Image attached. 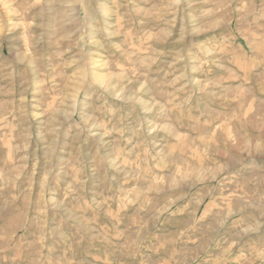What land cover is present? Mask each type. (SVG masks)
<instances>
[{
  "label": "rangeland",
  "instance_id": "1",
  "mask_svg": "<svg viewBox=\"0 0 264 264\" xmlns=\"http://www.w3.org/2000/svg\"><path fill=\"white\" fill-rule=\"evenodd\" d=\"M0 264H264V0H0Z\"/></svg>",
  "mask_w": 264,
  "mask_h": 264
}]
</instances>
